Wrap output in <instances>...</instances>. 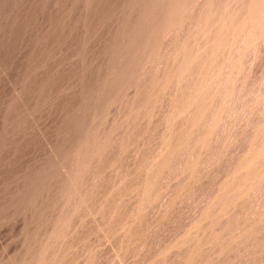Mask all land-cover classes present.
Here are the masks:
<instances>
[{"label": "rangeland", "instance_id": "rangeland-1", "mask_svg": "<svg viewBox=\"0 0 264 264\" xmlns=\"http://www.w3.org/2000/svg\"><path fill=\"white\" fill-rule=\"evenodd\" d=\"M0 264H264V0H0Z\"/></svg>", "mask_w": 264, "mask_h": 264}]
</instances>
